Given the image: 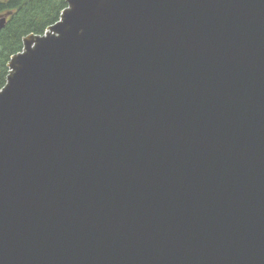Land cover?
<instances>
[{"label": "water", "instance_id": "1", "mask_svg": "<svg viewBox=\"0 0 264 264\" xmlns=\"http://www.w3.org/2000/svg\"><path fill=\"white\" fill-rule=\"evenodd\" d=\"M65 2L0 88V264H264V0Z\"/></svg>", "mask_w": 264, "mask_h": 264}, {"label": "trees", "instance_id": "2", "mask_svg": "<svg viewBox=\"0 0 264 264\" xmlns=\"http://www.w3.org/2000/svg\"><path fill=\"white\" fill-rule=\"evenodd\" d=\"M66 0H0V14L11 13L0 32V88L8 75L10 58L22 51V40L29 34L42 35L59 20Z\"/></svg>", "mask_w": 264, "mask_h": 264}, {"label": "bare ground", "instance_id": "3", "mask_svg": "<svg viewBox=\"0 0 264 264\" xmlns=\"http://www.w3.org/2000/svg\"><path fill=\"white\" fill-rule=\"evenodd\" d=\"M67 6V5H66ZM43 35V34H42Z\"/></svg>", "mask_w": 264, "mask_h": 264}]
</instances>
